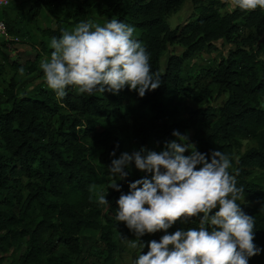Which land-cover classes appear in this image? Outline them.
<instances>
[{
	"label": "trees",
	"instance_id": "1",
	"mask_svg": "<svg viewBox=\"0 0 264 264\" xmlns=\"http://www.w3.org/2000/svg\"><path fill=\"white\" fill-rule=\"evenodd\" d=\"M185 1L106 0L105 24L116 19L133 26L134 39L149 54L152 73L160 75L161 86L143 98L127 87L116 95L106 91L89 96L69 86L67 95L58 100L45 81L22 94L15 91L16 80L9 82L4 90L6 104L0 106V264H79L82 237L95 234H99L108 256H112L115 243L110 235L122 225L115 218L120 195L129 193L130 183L145 176L151 179L134 163L126 169L129 175L125 180L119 181L109 172L112 160L124 153L123 124L133 141L157 152L163 150L165 142L176 139L173 131L183 135L192 130L191 139L199 152L210 158L213 151H221L231 162L241 139H249L256 147L247 150L238 165L241 169H264V73L258 76L256 66L262 61L240 48L231 52L222 78L213 71L215 83L228 96L217 108L204 106L211 90L191 79L182 58H189L211 40L229 38L239 26L234 22L239 14H221L202 0H190L196 16L171 29L167 17ZM44 4L65 6L75 12V19L82 14V9L73 8L69 0H35L29 19L41 14ZM0 19L17 38L29 32L25 16L12 4L0 9ZM241 21L246 27L264 30V10L248 11ZM56 22L55 29H41L48 37L42 49L50 55L54 51L51 40L59 39L66 30ZM175 41L187 49L182 57L171 55L160 71L161 54L168 43ZM255 45L256 53H264V33ZM2 57L6 59L5 52ZM11 66L18 67L14 62ZM34 69V63L27 67L28 72ZM39 74H43L42 69L36 75ZM189 99L196 106L189 105ZM94 149H100L96 162ZM140 149H132L129 154ZM228 171L236 177L237 187L243 188L244 198L237 203L255 219L254 242L264 247V191L247 185L241 170L237 175ZM117 182L120 191L111 188ZM105 186L103 194L97 195L96 189ZM99 195H105L109 204H99ZM104 214L110 218L103 219ZM177 222L167 230L168 234L177 230ZM198 226L199 218H192L182 230ZM164 234L160 231L139 237L141 251L132 264L147 253L148 242L159 241ZM20 247L23 249L16 257H6L10 249Z\"/></svg>",
	"mask_w": 264,
	"mask_h": 264
},
{
	"label": "clouds",
	"instance_id": "2",
	"mask_svg": "<svg viewBox=\"0 0 264 264\" xmlns=\"http://www.w3.org/2000/svg\"><path fill=\"white\" fill-rule=\"evenodd\" d=\"M226 2L241 11L264 10V0ZM134 32L133 26L116 19L103 26L82 21L64 30L59 39L51 40L50 59L40 64L48 88L58 100L69 86L89 96L106 91L116 95L127 87L143 98L157 90L160 75L152 73L146 47L134 39ZM172 135L176 139L165 142L162 151L124 152L108 167L119 181L128 177L126 169L133 163L151 176L130 183L129 193L117 201L115 218L136 235L135 241L125 239L133 248L145 233L165 232L159 241L148 242L149 250L135 264H248L261 249L254 244V217L237 203L244 198L243 188L228 171L229 157L213 151L209 158L188 142L187 135ZM111 188L120 191L118 182ZM98 203L109 204L105 195H99ZM192 218H199L198 227L168 234L177 221Z\"/></svg>",
	"mask_w": 264,
	"mask_h": 264
},
{
	"label": "rangeland",
	"instance_id": "3",
	"mask_svg": "<svg viewBox=\"0 0 264 264\" xmlns=\"http://www.w3.org/2000/svg\"><path fill=\"white\" fill-rule=\"evenodd\" d=\"M69 1L73 8L79 7L82 9V14L79 19H75V12H69L68 8L65 6L44 4L42 5L41 14L34 20H31L29 16L35 0H13L12 7H16V9L21 11L25 16L29 32L25 36L18 37L17 41L7 42L5 45H2L0 41V106L6 104L7 99L4 90L9 87V82L12 79L17 81V86L15 88L17 94L26 93L35 86H40L41 83L45 81L44 74L36 75L38 74V70L41 69V62L50 59V54L42 49V46L47 44L48 37L41 29L46 27L55 29L57 20L63 28L69 31L82 21H91L101 26L105 24L108 18V15L103 11L108 9L106 0ZM202 3L205 6L217 8L221 14L233 12L239 14L234 21L235 23L237 22V24L239 23V26L235 28L229 38L222 37L211 40L208 45L193 51L189 58H182L183 68L185 72L191 74V79L193 81L195 79L196 84L207 86L211 90L210 98L204 102V106L217 108L226 100L228 93L222 90L219 84L215 83L213 71H216L219 78H222L223 68L227 65L231 52L240 48L247 53L254 54L257 60L262 61L256 64L257 75L260 76L264 73V53H256L255 45V40L263 35L264 30L256 26L246 27L242 25L241 18L248 11H241L238 8H229L226 0H202ZM196 14L197 11L194 8V4L190 0H187L169 13L167 22L169 27L173 29L193 20ZM186 49L187 48L179 42L175 41L168 43L167 48L163 51L159 59V70L163 71L165 69L167 60L171 55L182 57ZM2 52L6 53V59H3ZM11 62H14L18 66L17 69L11 66ZM32 63H34L35 69L32 72H28L27 67ZM21 68L24 70L23 74L20 73ZM187 103L196 106V103L191 99L187 100ZM180 115L183 116L182 114ZM123 126L125 129L124 152L129 153L132 149L136 148H146L150 150L149 146H142L139 145L138 142L133 141L127 125L123 124ZM183 135L188 136V142L194 143L191 139L192 130H187ZM255 147L256 144L252 140L241 139V146L235 150L233 161L229 169L234 171L236 175L239 170H241V175L247 185L257 190L264 191V169L257 166H248L241 169L242 166L238 165L241 157L247 150ZM99 153L100 149H94L92 153L93 161L96 162ZM106 187L107 186L97 188V195L98 193L103 194ZM107 218H110V216L104 214L103 219ZM185 225L186 222L178 221L176 225L177 230H182ZM110 237L115 243V249L112 256L109 257L107 247L99 238V234L90 237L84 235L82 237L83 249L80 256L77 258V262L79 264H132L141 251V245L139 241H136L137 247L133 248L125 239L135 241L137 240L136 235L122 222L119 229L112 230ZM254 244L261 249V252L259 255L249 258L248 264H264V247L255 242ZM21 249H23V247H20V249H10L5 255L7 258L16 257L21 252Z\"/></svg>",
	"mask_w": 264,
	"mask_h": 264
},
{
	"label": "built area",
	"instance_id": "4",
	"mask_svg": "<svg viewBox=\"0 0 264 264\" xmlns=\"http://www.w3.org/2000/svg\"><path fill=\"white\" fill-rule=\"evenodd\" d=\"M13 0H0V9L11 5ZM18 38L14 35H11L7 30L6 22L3 19H0V41L7 42L17 41Z\"/></svg>",
	"mask_w": 264,
	"mask_h": 264
}]
</instances>
